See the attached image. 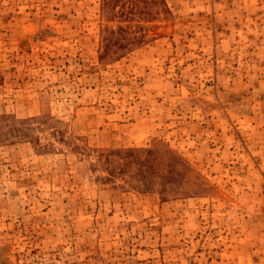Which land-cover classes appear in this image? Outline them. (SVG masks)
<instances>
[{
  "label": "rangeland",
  "instance_id": "rangeland-1",
  "mask_svg": "<svg viewBox=\"0 0 264 264\" xmlns=\"http://www.w3.org/2000/svg\"><path fill=\"white\" fill-rule=\"evenodd\" d=\"M0 264H264V0H0Z\"/></svg>",
  "mask_w": 264,
  "mask_h": 264
}]
</instances>
